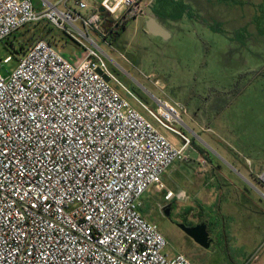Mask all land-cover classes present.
Listing matches in <instances>:
<instances>
[{"label": "built area", "instance_id": "built-area-1", "mask_svg": "<svg viewBox=\"0 0 264 264\" xmlns=\"http://www.w3.org/2000/svg\"><path fill=\"white\" fill-rule=\"evenodd\" d=\"M54 1L41 0L38 10L32 0H0V43L47 20L86 51L73 62L39 39L14 68L12 56L0 62V264H193L168 253L141 212L144 194L163 192L168 169L190 160L191 141L177 127L185 125L182 108L141 101L77 26L100 31L99 11L141 19L149 4L98 0L85 15L87 0ZM257 177L264 185V170Z\"/></svg>", "mask_w": 264, "mask_h": 264}, {"label": "rangeland", "instance_id": "rangeland-1", "mask_svg": "<svg viewBox=\"0 0 264 264\" xmlns=\"http://www.w3.org/2000/svg\"><path fill=\"white\" fill-rule=\"evenodd\" d=\"M235 1L194 0L198 7H191L192 19L188 14L182 21L166 24L168 39L152 36L133 22L124 29L101 26L99 33L78 26L94 40L90 45L104 56L111 71L141 101L153 109L157 99L181 106L185 125L177 127L191 141L189 164L192 154L199 155L202 147L223 168L221 190L214 191L212 204L203 206L200 214L199 200L189 204L192 214L184 213L187 205L178 197L175 207L169 208L180 227H172L167 251L184 254L193 264H261L264 260V185L256 177L264 170V34L256 30L257 26H264V0ZM34 4L39 10L41 0H34ZM168 12L175 16L182 13L178 5ZM212 18L225 22L227 35L210 30L208 23L214 24ZM46 27L36 26L38 30ZM241 27V32H234ZM54 28L52 44L62 49L65 56L77 61L86 55L76 39ZM119 29L121 35L112 39L111 32ZM26 32L23 28L15 37L0 43V62L12 56L7 68H14L17 59L36 40L44 38L33 35L34 31ZM238 32L243 33L241 40ZM64 39H69V43L62 48ZM2 73L7 74L6 70ZM163 132L176 145L183 144L179 137ZM188 170L174 175L172 180L182 182L183 189L194 195L196 190L190 181H197L194 177L199 174V161L188 166ZM154 209L150 198L143 200V211L153 213ZM201 224L211 232L208 248L197 244L181 228ZM256 254L259 261L254 260Z\"/></svg>", "mask_w": 264, "mask_h": 264}, {"label": "crops", "instance_id": "crops-1", "mask_svg": "<svg viewBox=\"0 0 264 264\" xmlns=\"http://www.w3.org/2000/svg\"><path fill=\"white\" fill-rule=\"evenodd\" d=\"M87 1L89 3V10L85 11L84 14L91 15L95 13L98 9V0H87ZM143 1L146 4H149V7L147 8L146 16L144 18L134 19L123 14L118 20H115L114 18L107 16L105 12L99 11L103 20L102 26H126L128 22H133L136 26H142L146 32V23L149 19L153 18L155 21H157V23L160 26H162L164 29L167 30V28L165 27L167 26L166 25L167 23L172 22L174 20L182 21L185 15L188 14L192 15V11H193V9L191 11L192 6H195L196 8L198 7L196 3L193 2L194 0H143ZM176 5H178L181 8L182 13L180 16L170 15V13L168 12L169 8H171L172 6L174 8L176 7ZM188 17L189 19H191L190 16ZM79 25L82 26L81 23L77 24V26ZM197 158L199 159V174H198L199 176L197 175L196 177H194L195 179H197L196 182L193 180L190 181L191 182L190 185L194 187V189L196 190V194L189 195L187 193L188 199H184V203L185 206L187 205V209L184 213L189 214V212H191L192 214L193 211L192 205L193 203L196 202V200H199L200 211H198V214L201 213V208L203 206H208L212 204L214 191L216 189L218 191L219 189L221 190V186H222L221 177L222 175H224V171L223 168H219L218 166L219 164H216L215 161L212 158H210L208 154L199 151V155L197 156L195 154H192L190 164L188 162H179L171 166L163 177L165 190L163 192H160L155 187L150 188L141 199L142 206H143V200L146 198H150L153 206H155L153 213L160 212V210L166 207V205L171 206V209H173L175 207V204H177L176 203L177 198L173 199L170 202H167L164 199V194L166 193L167 190L174 191L177 194H179L178 192H180L181 190H185L181 185L183 184L182 182L179 183L178 181H173L172 178L174 175H178V173L184 174V169L190 172V170H188V166L196 165L198 161ZM200 158L201 160H204L205 163H202ZM251 172L252 171L250 170V173ZM188 175L190 176V178L191 177L193 178L191 174ZM257 176L258 174L256 175V177ZM169 180L172 182H170ZM191 203L192 205L190 206L189 204ZM142 206H141V212L144 215V217L149 220L152 217L153 213H147L143 211ZM149 221L153 223L155 222L153 219ZM170 254L175 255L177 253L174 254L170 253ZM257 255L258 254H256V256Z\"/></svg>", "mask_w": 264, "mask_h": 264}, {"label": "trees", "instance_id": "trees-1", "mask_svg": "<svg viewBox=\"0 0 264 264\" xmlns=\"http://www.w3.org/2000/svg\"><path fill=\"white\" fill-rule=\"evenodd\" d=\"M33 1V3H34V0H32ZM220 1H222V2H226V3H228V2H232V3H237L235 0H220ZM240 4H243V3H240ZM34 6H35V4H34ZM182 7H184V6H182ZM190 15V14H189ZM194 16L193 15H190V18L192 19ZM258 16H256V22L258 21ZM212 19H214V18H212ZM205 21V20H204ZM47 23V25H46V23ZM206 23H208L207 21H205ZM224 23L225 22H222V21H219V20H216V19H214V24L213 25H210L209 23H208V27L210 28V30H212L213 32H218V33H222V34H225V35H227L228 34V32H226V30L223 28L224 26ZM29 25H35V27H30ZM29 25H27V26H25V27H23V28H25V30L27 31L26 33H29V32H31V31H34L33 33V35H37V36H42V37H44V38H42V39H44V40H46L49 44H51L52 46H54L53 44H52V42H53V38H54V25H52L49 21H47V20H42V21H40V22H38V23H35V24H29ZM38 25H40V26H47L46 28H42V29H40V30H38L39 28H36V26H38ZM54 26V27H53ZM22 28V29H23ZM125 28V26H122V29H124ZM243 28L244 27H241V28H238V29H234V32H236V31H240L241 32V30H243ZM249 27H245V29H248ZM256 30L257 31H260V32H263V34H264V26H257V28H256ZM121 29H119V30H115V31H113V32H111V38L112 39H116L117 37H119L120 35H121ZM240 32H238L239 33V35L238 36H240L241 38L239 39V40H241L242 38H244V36H243V33H240ZM251 34V36L253 35V32L252 33H250ZM13 36V35H12ZM13 37H15V36H13ZM253 38H254V35H253ZM69 43V39H64V42H63V47L62 48H64L67 44ZM10 45L11 46H13V43H10ZM54 48L55 49H57L55 46H54ZM24 49V46L23 45H21L20 46V51H22ZM65 58H67V59H69L67 56H65L64 55V53L61 51L62 49H57ZM17 52V50L15 49V52L14 53H16ZM70 61H73V60H71V59H69ZM74 62V61H73ZM200 149V151L201 152H203V153H205V154H208L209 155V153H208V151L206 150V149H204V148H202V147H200L199 148Z\"/></svg>", "mask_w": 264, "mask_h": 264}, {"label": "water", "instance_id": "water-1", "mask_svg": "<svg viewBox=\"0 0 264 264\" xmlns=\"http://www.w3.org/2000/svg\"><path fill=\"white\" fill-rule=\"evenodd\" d=\"M146 32L152 36L160 37L163 39H168L170 37V33L162 26H160L153 18L147 21ZM209 149L214 152L210 147ZM181 228L197 244L205 248L210 247L211 239L209 233L207 232V226L205 224H201L192 228L181 226Z\"/></svg>", "mask_w": 264, "mask_h": 264}, {"label": "flooded vegetation", "instance_id": "flooded-vegetation-1", "mask_svg": "<svg viewBox=\"0 0 264 264\" xmlns=\"http://www.w3.org/2000/svg\"><path fill=\"white\" fill-rule=\"evenodd\" d=\"M169 208L171 206L166 205V207L162 208L160 212H156L152 214V218L158 223L157 226L161 233L166 238L167 242H169L170 238L173 235L172 227L178 226L180 227V224L176 223L173 218V212L169 211ZM207 232L210 235V239L212 238L211 232L209 227L207 226Z\"/></svg>", "mask_w": 264, "mask_h": 264}, {"label": "clouds", "instance_id": "clouds-1", "mask_svg": "<svg viewBox=\"0 0 264 264\" xmlns=\"http://www.w3.org/2000/svg\"><path fill=\"white\" fill-rule=\"evenodd\" d=\"M173 195L172 192L168 193L169 198ZM178 199L184 200L188 199L187 192L185 190H181L178 194Z\"/></svg>", "mask_w": 264, "mask_h": 264}]
</instances>
